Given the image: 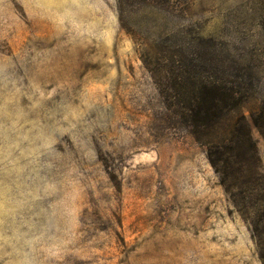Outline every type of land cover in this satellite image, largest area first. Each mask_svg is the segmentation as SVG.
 I'll use <instances>...</instances> for the list:
<instances>
[{"label":"rangeland","instance_id":"rangeland-1","mask_svg":"<svg viewBox=\"0 0 264 264\" xmlns=\"http://www.w3.org/2000/svg\"><path fill=\"white\" fill-rule=\"evenodd\" d=\"M120 3L0 0V264H264V0ZM187 58L245 82L220 146Z\"/></svg>","mask_w":264,"mask_h":264},{"label":"trees","instance_id":"trees-1","mask_svg":"<svg viewBox=\"0 0 264 264\" xmlns=\"http://www.w3.org/2000/svg\"><path fill=\"white\" fill-rule=\"evenodd\" d=\"M118 1L120 7V0ZM197 67L193 58H187L183 66L179 67V72L171 71L169 77L154 69H151V72L167 94L170 93L167 91L168 87L175 91L174 97L177 101L172 104L182 112L196 139L220 146L229 140L223 137L224 121L249 95L244 81L233 80L231 75L225 73L212 81L196 72ZM193 71L195 74H192ZM162 84H165L166 88Z\"/></svg>","mask_w":264,"mask_h":264}]
</instances>
